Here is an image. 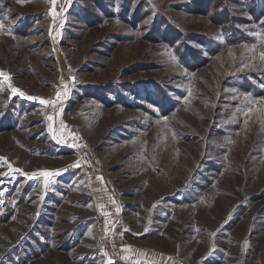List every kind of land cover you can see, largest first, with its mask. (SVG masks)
I'll return each instance as SVG.
<instances>
[{"label":"rangeland","instance_id":"obj_1","mask_svg":"<svg viewBox=\"0 0 264 264\" xmlns=\"http://www.w3.org/2000/svg\"><path fill=\"white\" fill-rule=\"evenodd\" d=\"M0 24V264H264V0Z\"/></svg>","mask_w":264,"mask_h":264},{"label":"snow or ice","instance_id":"obj_2","mask_svg":"<svg viewBox=\"0 0 264 264\" xmlns=\"http://www.w3.org/2000/svg\"><path fill=\"white\" fill-rule=\"evenodd\" d=\"M18 2L23 3V2H25V0H18ZM52 3L55 4V0H52ZM68 3H71V0H68ZM0 28H3V25H2V24H0ZM0 77H5V78H7L6 74L3 73L2 71H0ZM12 91H13V93H17V92H19V90H18V89H15V88H13ZM20 94L23 95L22 92H21ZM29 99H35V98H34V97H29ZM40 103H41V104H48V103H50V101H47V100H43V99H41V100H40ZM49 119H51V117H49ZM53 174H54V173H49V172H47V171H45V172L42 173V175L45 176V177H48V176L53 175ZM46 183H47V181H46ZM109 264H112V262L109 261Z\"/></svg>","mask_w":264,"mask_h":264},{"label":"built area","instance_id":"obj_3","mask_svg":"<svg viewBox=\"0 0 264 264\" xmlns=\"http://www.w3.org/2000/svg\"><path fill=\"white\" fill-rule=\"evenodd\" d=\"M89 160H91V158L89 157Z\"/></svg>","mask_w":264,"mask_h":264}]
</instances>
